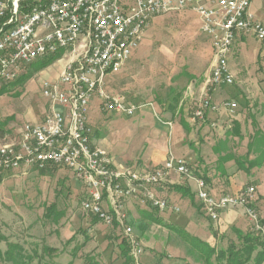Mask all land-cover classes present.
Listing matches in <instances>:
<instances>
[{"label":"built area","instance_id":"2783aa9c","mask_svg":"<svg viewBox=\"0 0 264 264\" xmlns=\"http://www.w3.org/2000/svg\"><path fill=\"white\" fill-rule=\"evenodd\" d=\"M29 1L0 0V87L15 81L18 70L31 60L48 57L52 48H61L62 55H71V62L58 78H46L42 83L49 108L58 111L57 121H49L46 112L40 123H26L22 132L0 149V170L68 168L84 188L82 209L109 226L105 205L115 204L121 215L123 198L167 209L168 199L159 196L154 188L172 171L192 177L188 160L171 157L161 168L147 172L116 167L109 153L93 144L90 103L97 96L104 111L123 115H134L144 106L154 109L153 102L135 105L123 94L108 92L106 79L119 73L128 62L153 18L185 9L198 13L201 31L214 50L216 74L209 87L233 83L229 67L231 42L239 34L264 41V22L250 12L253 0ZM83 33H90V42H86L85 58L77 59V41L83 40ZM60 40H68V47H60ZM237 108L234 100L216 103L207 94L195 108L193 120L203 122L208 112L221 110L232 120ZM197 184L198 197L212 221L219 222L225 210L240 207L254 223V229L264 232L255 206V185L239 194L214 196L203 178H198ZM123 231L130 233L134 243L132 232L124 223ZM134 249L137 253L142 251L138 244Z\"/></svg>","mask_w":264,"mask_h":264},{"label":"crops","instance_id":"0c3cea01","mask_svg":"<svg viewBox=\"0 0 264 264\" xmlns=\"http://www.w3.org/2000/svg\"><path fill=\"white\" fill-rule=\"evenodd\" d=\"M186 11L188 9L166 14L180 15ZM250 12L256 20L264 22V0H253ZM198 18L201 26L199 15ZM212 54L209 68L205 61L202 64L196 63L193 66L195 74L193 77L181 75L177 80L170 82L171 89L167 93L162 92L161 100L152 98L147 101L154 103V109L148 106L139 108L144 114L140 112L138 125L145 126L140 135L142 138L137 144L140 152L130 147L135 141L134 136L136 139L138 135L133 128L136 122L129 124L124 132L128 146L120 141L118 134L109 133L107 130L99 133L98 128L104 121L101 118L103 110L101 100L97 96L90 103L89 122L93 130V144L105 149L116 167H131L147 172L161 168L171 157L188 160L194 174L192 177L172 171L154 188L159 196L168 199L169 207L160 210L135 200L130 204V208L128 207L130 223L133 225L139 221L151 222L156 216L148 211L150 209L157 213L160 223L179 227L192 238L214 248L221 241L224 231L229 227L244 230L247 220L244 209L237 207L223 212L219 222L212 221L198 197V178L206 181L207 188L214 196L239 194L248 186L255 185L256 203L261 208V217L264 218V41H258L248 34L238 35L229 55V67L234 76L232 85L209 87L208 77L214 63L213 48ZM248 54L253 55V60L247 57ZM67 59L59 60L56 77L61 74ZM136 63L135 57H130L119 73L109 75L106 79V90L118 94L113 90L116 83L112 88L111 80L122 82L129 68ZM177 87L184 88L180 92H174L173 89ZM204 93L210 95L216 103L226 99L236 101L238 104L236 117L231 120L227 112L221 110L218 113L208 112L205 121L195 122L193 112ZM147 114L153 118L151 123L145 120L144 115ZM113 117L117 118L118 114ZM121 143L129 147V151L125 152ZM16 172L18 175L12 178L17 180L16 183L24 184L25 180L31 181L36 190L38 186L42 188L51 185L49 191L53 197L50 194L49 198H53L55 203L59 201L56 193L61 188L67 191L70 189L71 192H74L75 188L76 193L85 192L80 181L68 170L67 173H62L56 168L43 170L21 168L15 170ZM173 216L177 219H172ZM170 240L175 241L173 246L176 250L190 254V246H183L185 242L180 237L173 236ZM176 252L175 256H180L179 252Z\"/></svg>","mask_w":264,"mask_h":264},{"label":"rangeland","instance_id":"374dc122","mask_svg":"<svg viewBox=\"0 0 264 264\" xmlns=\"http://www.w3.org/2000/svg\"><path fill=\"white\" fill-rule=\"evenodd\" d=\"M198 19L197 13L190 9L180 15L162 14L153 18L131 55L135 57L137 63L129 68L122 82L111 80L112 88L116 83L113 90L127 96L129 102L145 104L152 98L161 100L162 92H169L170 82L177 80L181 75L193 77L195 75L193 66L196 63L202 64L205 61L209 68L213 56L211 41L200 30ZM247 57L253 60L252 54H248ZM66 58L69 61L71 55L62 56V60ZM59 60L40 70L35 69L38 61L36 60L31 63L32 65L28 64L27 67L19 69L15 81L4 84L5 88L0 94V147L13 141L22 132V127L26 123L37 124L42 121L43 115L49 110L48 100L42 94V83L46 78L55 79ZM209 76L211 77V73ZM183 88L177 87L173 90L180 92ZM140 112L142 113L139 109L134 115L123 116L102 110L101 118L104 124L98 128V131L100 134L106 130L118 134L120 141L128 146L124 132L129 124L136 122L133 128L138 135L136 139L134 136L135 141L130 147L140 152L137 144L145 129V126L138 125ZM115 114H118V117L114 119ZM144 116L147 122H152L151 115ZM124 143L120 145L127 152L129 147ZM56 169H60L62 173L70 171L65 167H56ZM17 175L15 170H0V264H11L2 258V254L7 250V239L23 244L28 252L35 248L41 252L43 246L61 250L60 254L55 251L48 250L46 253L42 251V254H45L42 258L43 264H124L126 258L121 252L122 242L129 250L131 264H213L216 262L215 249L227 248L230 241L239 242V231L229 227L224 231L219 244L214 247V252L207 250L201 253L174 230L160 223L155 211L148 210L156 216L151 222L139 221L138 224L132 225L128 207L130 208V204L135 200L130 199L126 201L128 212L126 215L132 228L133 243L131 238L129 240L123 238L122 228L109 226L99 217L88 214L82 209L81 201L85 192L76 193L75 188L74 192L70 189L67 191L58 188L59 192L56 194L59 201L55 203L53 198L50 199L53 197L49 191L51 185L42 188L38 186L36 190L31 181L25 180L24 184L16 183L17 180L12 178H16ZM52 203L55 205H51ZM255 206L264 228L261 208L258 203ZM244 215L247 223L244 230L240 231L261 233L264 237L263 231L254 229V223L245 211ZM172 219L177 217L173 216ZM173 236L180 237L185 242L183 246H190V254L175 249L173 246L175 241L170 240ZM71 238L74 240L69 242ZM136 244L142 248L140 253L135 249L133 251ZM176 251L184 258L175 256Z\"/></svg>","mask_w":264,"mask_h":264},{"label":"trees","instance_id":"16d2710c","mask_svg":"<svg viewBox=\"0 0 264 264\" xmlns=\"http://www.w3.org/2000/svg\"><path fill=\"white\" fill-rule=\"evenodd\" d=\"M29 2L32 3L31 0ZM2 22L3 20H0V25L2 24ZM62 56V53L58 52L56 54L49 55L48 57H44L36 61L37 63L35 65V69L40 70L41 68H45L53 64L55 61L61 59ZM4 88L5 86L0 87V94L2 93V90ZM164 224L178 233L183 239H185V241H189L191 245L200 250L201 253H204L205 251L207 252V250L212 252L216 250V262L213 264H264V237L261 233L242 232L240 230H237L239 231V242L230 241L227 248L218 250L204 244L200 240L192 238L189 233L179 227L171 226L168 223ZM73 240L74 238H71L69 242H72ZM120 245L121 252L126 258L124 264H131V258L128 255L129 250H127L124 242H122ZM48 250L53 252L55 251L58 254L61 253V250H59L58 248H46L45 246H43L41 252L38 248H35L32 251L28 252L23 244L19 242H12L7 239V250H5L2 254V258L3 260L10 262L11 264H43L42 258H44L45 254L43 255L42 253H46V251Z\"/></svg>","mask_w":264,"mask_h":264},{"label":"bare ground","instance_id":"6f19581e","mask_svg":"<svg viewBox=\"0 0 264 264\" xmlns=\"http://www.w3.org/2000/svg\"><path fill=\"white\" fill-rule=\"evenodd\" d=\"M86 42H90V33H83V40L77 41V46H76V54H77L76 58L77 59H84L85 58ZM234 43L235 42H231V44H230V53H231L232 47L234 46ZM60 47H68V40H60ZM59 50H61V48H52V50H49V55L56 54V53H58ZM35 61L36 60H31L29 62V64H31ZM70 62H71V60L68 61L64 70H67V66H70ZM215 74H216V66L213 65L212 70H211V77L208 81L209 83H210V80H215ZM233 83H234V76H233ZM233 83H224V85H232ZM206 95H207V93H204L203 97ZM47 117H48L49 121H57L58 111H56L55 108H49V110L47 111ZM6 144H8V143H6ZM0 149H4V144L0 147ZM3 171H7V170H3ZM130 199H133V198H123L122 199L121 215H120L119 210L116 209L115 204H106L105 205V212H106L107 216L109 217L110 226L116 225V226L122 228V230H123V223H124V224H126V226H128V231L132 232V228L128 223V216L126 215L128 213L126 211L127 210V207H126L127 202L126 201H128ZM122 220H123V223H122ZM123 234H124V237L127 238V240L130 239V233L123 231Z\"/></svg>","mask_w":264,"mask_h":264}]
</instances>
